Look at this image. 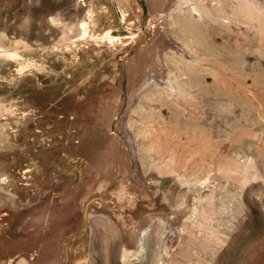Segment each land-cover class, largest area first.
<instances>
[{"label": "rangeland", "instance_id": "374dc122", "mask_svg": "<svg viewBox=\"0 0 264 264\" xmlns=\"http://www.w3.org/2000/svg\"><path fill=\"white\" fill-rule=\"evenodd\" d=\"M80 1L0 0V264H17L20 259L28 264L35 260L44 263L54 258L57 264H264V38L174 13L171 22H183L186 31L179 32L176 27L174 33L192 48L197 63L181 60L183 78L179 82L183 89L150 92V88H165V82L151 85L130 120L126 119V126H119L134 81L126 72L127 61L139 47L134 45L115 59H106V51L91 37V31L82 38ZM226 1L236 7L233 1ZM118 2L112 1L113 8ZM218 2L207 0L209 5H222ZM135 3L141 15L142 46L147 47L153 37L151 5L148 0ZM107 61L114 62L118 70L115 84L120 85V91L115 115L107 123L101 119L105 133L102 137L96 133L102 149L91 155L96 153L93 159L98 165L108 158L100 169L104 175H108L105 169L111 160L116 170L113 168L110 178L99 179L85 201L75 199L72 203L71 197L64 199L66 203L53 200L64 179L73 182L74 176H80L85 181L89 171L90 178H95L90 160L74 156L68 162L65 153L57 149L47 171L42 163L33 172L18 168L27 159L38 163L26 154L32 148L40 150L46 136L52 141L56 130L66 133L72 111L81 112L89 103L85 95L88 77L98 67L94 78L98 73L103 76L109 69ZM164 62L176 65L170 56L164 55ZM139 81L136 79L135 85ZM94 93L99 100V93ZM142 94L133 96L137 101ZM101 104L97 106L101 108ZM125 128L134 133L139 150L152 144L156 164L167 163L179 172L191 173L200 166L220 169L214 182L199 190L203 196L201 217L191 221L190 230L182 231L177 249H167V244L178 241L175 232L174 240L169 232L171 228L181 232L184 218L174 221L167 217L162 210L167 207L164 198L154 201L147 191L126 192L133 190V185L120 170ZM29 140L37 141V147ZM127 167L130 170L131 164ZM207 168L203 172L210 171ZM50 171L57 176L50 177ZM38 177L43 186L36 181ZM51 178L61 181L56 192L30 200L33 188L41 191ZM152 190L159 193V187ZM50 201L54 207L44 216L45 221L35 225L28 220L32 208L39 212L42 208L38 205ZM55 223L60 228H52ZM119 224L139 227L124 233ZM139 229L146 231L142 244L136 236ZM28 233L27 240L20 239Z\"/></svg>", "mask_w": 264, "mask_h": 264}, {"label": "bare ground", "instance_id": "6f19581e", "mask_svg": "<svg viewBox=\"0 0 264 264\" xmlns=\"http://www.w3.org/2000/svg\"><path fill=\"white\" fill-rule=\"evenodd\" d=\"M107 1L108 2H105V0H89L88 2H86L85 0H81L78 8L80 6L82 7L83 16L80 20L79 25L83 39L87 35H90L89 32L91 31V37L97 42L98 45L100 43L102 44L103 49L107 53L106 59H115V56L118 53L123 51L128 52L129 49H131L134 45H137L139 47L137 49L136 55H131V57L127 61L126 72L128 74V77H130L134 81L131 85V92L130 90L128 91L130 96H128L129 103L126 109V113L123 116H121L120 113L119 126L120 124L121 126H126V119L127 122L130 120L132 111L142 100L143 96L148 93L145 92V90L148 89L151 85L153 86V84H160L162 81L165 82V88H163L164 86L160 89L150 88V92H156L166 89L174 93L183 89L182 85L179 82L183 78L181 69L179 68L181 60H184L191 64L197 63L196 58L194 57V55H192V48L188 46L186 42L178 39L176 37V34L174 33L176 27L177 31L186 32L184 30L185 26L183 22L179 20L171 22L172 15L174 13L180 12L181 14H183V16L189 17L193 21H212L223 27L233 29L235 28L236 30L244 33L251 32L253 35H258L260 39L264 38V0H231L233 1V3H235V8H232V6L230 7L226 3V0H218L222 5H209L207 3V0H148L151 5L149 20L153 23L151 27L153 37L152 42L147 47L142 46L143 35L141 33V30L139 29L141 15L140 10L135 3V0H119V2L117 0L118 6L116 4L117 7L114 8L112 4V1L114 0ZM163 41L166 42L165 46L167 49L165 51H163ZM96 54L98 53L95 52V55ZM164 55L170 56L172 61L175 62L176 65L169 64L167 66L164 62ZM108 61L106 62V65H108L109 69L103 74V76H99L98 73L97 77L94 78V75H96V73L100 70L98 67V70L88 77L86 81V83L88 84L86 86L87 93H85V95L86 98H88L89 103L86 104L81 112L72 111L71 116L69 117L70 119L67 120L65 124L66 133H64L63 131L62 133H60L59 130H56V133L52 135V141H50L51 138H48L46 136V146H42L40 150H38V148H32L31 153H28V155L26 154V157H30L31 160L35 159L36 161H38V165L34 161L29 162L30 159H27L25 161L22 160L25 165L18 168L21 171L25 170L23 167H27L33 172L35 168L45 165L44 171H47L50 168V165L52 166L51 157L54 156V151L57 149H60L63 153H65L68 162L74 156L90 160V166L94 170L91 173L95 174V178H90L91 174L89 173V171L85 181L82 180L83 177L79 178L80 176H74L72 180L73 182H70L69 180L65 181L64 179L62 188L59 190V192L53 195V200L58 199L59 201L66 203L67 201L64 199L71 197V200L69 201H71L72 203H75V199L85 201L89 198V196L92 195L95 183L101 178L103 180H106V178H110L112 176L111 173L113 168L114 171L116 170V167H114L113 164V160H111L112 163L110 164V166L108 165L105 169L106 171L104 170L108 175H104L103 171H101L100 169L103 167V165H105L108 158L105 163L98 165L93 159V156H95L96 153L91 155L93 151L102 149L99 148V144L101 141L97 139L96 133H102L100 134L101 137L105 133V124L103 125L101 123V119L104 123H107V121L112 119L111 117L115 115V104L117 103V101L115 102V98L118 96L120 91V85L115 84V81L118 79V70L114 68V62L109 63ZM153 68H157V71ZM142 73L144 74L143 76H141ZM150 73L154 75L152 79L149 78ZM96 79L99 80V84L97 86ZM136 79L140 80L138 85H135ZM150 80H152V83H150ZM95 91L99 93V100L97 99V95H95L94 93ZM139 94L142 95L139 96L136 101L135 97ZM133 95H135V97ZM81 100L82 98L80 99V101ZM106 100L111 101L110 104L106 105ZM77 102H79V99H77ZM63 103L65 102H62V104ZM98 103H102L101 108L97 106ZM62 107H64V104L62 105ZM63 113L64 112L62 111V114ZM46 133H48V131ZM124 133L126 134V141L124 142V147H120V170L127 175V177L129 178V183H132L133 185V190L126 192H138L145 194V191H147L153 194L152 196L154 198V201H156L158 197L164 198L167 207H163L162 210H164V213L167 215V217H171L174 221L178 218H184L180 225L181 232H179L175 228H171L172 231L169 230V233L172 236V240H174L173 235L175 232L176 236H178L179 242L172 241L171 244H167V249H170V247L174 246L176 247L178 243H180V241H182L183 239L182 231L184 232L186 230H190L193 226L191 221L195 219L197 220L199 217H201L202 213L200 214V203L203 201V196L198 194L199 190H205V187L211 184V181L216 179L217 174L220 173V169L216 168L214 171H212L208 167L210 171L205 173L203 172V170L207 171L205 169L207 167L200 166V168L198 167L195 170V173H191L187 171L179 172L176 169H173L167 163H163L161 165L156 164L153 159L152 144L146 143L139 150L134 133H132L127 128H125ZM94 137L96 138L93 139ZM144 139L146 140L145 136ZM33 141H31V144L34 146L37 141ZM73 142L76 143H74L75 146L71 145V143ZM108 147H110V144L108 145ZM112 153H115V149H112ZM23 158L24 157H20V159ZM248 162H251L250 159H248ZM41 163L43 165L40 166ZM203 163L204 162H202V164ZM128 164H131L130 170H128ZM144 166L145 169L147 167L146 170H144ZM57 170H60V168L57 167ZM151 172L154 173L153 175L155 176L152 177ZM26 173L27 172H25V174ZM48 174L50 177H52L53 175L55 176L54 172L51 171L48 172ZM59 177L61 178L60 175H58V178ZM51 179L47 186L44 187V189H42L41 191H38V188L34 187L33 191H35V194H33L32 192L30 200L34 202L38 200L40 196L43 195L40 198L42 199L45 195H48L50 193L52 194L55 190H57L56 185L58 186L61 181L55 178ZM113 179H117V177L112 178V180ZM36 181L41 186L44 185V181L42 182L40 177H38ZM112 182H117V180ZM53 183L55 184L54 188L52 186ZM138 183L139 185H137ZM126 185L128 186V184ZM154 186L159 187L158 194H155L153 192L152 189H154ZM39 192H41V194L38 196ZM30 200H28L27 202H29ZM52 207H54V201H52L51 203H42L41 205H38V209L42 208L39 212H37L35 208H32L30 210L32 217L29 216L28 220L33 223L35 222V225H37L36 223L38 222L45 221L44 216L47 215ZM172 212L176 216H173ZM119 226L124 233L127 231H134L137 226L139 227V225H137L136 227L133 225L127 227L121 224H119ZM52 228H60V225L58 223H55L53 224ZM145 232V230H141L140 235H136L140 236V244L143 243L142 235ZM137 233L139 232L136 231V234ZM29 236L30 234L28 233L27 236L21 237L20 239L27 240V237ZM167 242L169 243V241ZM57 245H59L58 242ZM66 247L67 246L64 245L62 246V249L65 251ZM17 264L28 263L20 259L18 260ZM31 264H57V259L54 258L51 261L44 263L35 260L31 261Z\"/></svg>", "mask_w": 264, "mask_h": 264}]
</instances>
